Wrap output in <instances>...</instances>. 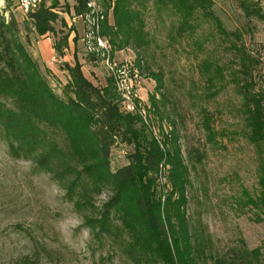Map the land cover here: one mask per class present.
I'll return each mask as SVG.
<instances>
[{"label": "trees", "instance_id": "obj_1", "mask_svg": "<svg viewBox=\"0 0 264 264\" xmlns=\"http://www.w3.org/2000/svg\"><path fill=\"white\" fill-rule=\"evenodd\" d=\"M234 1L246 18L264 20L258 1ZM7 5L0 6V141L10 157L30 162L33 173L47 174L63 190V199L81 217L90 240L101 248L110 243L130 264H264L261 247L250 248L242 238L222 247L202 217L190 215L188 194L193 184L181 149V119L167 105L170 98L162 71L152 70L142 54L151 43L144 19L149 7L159 17L167 14L172 19L170 42L188 38L200 50L204 27L211 30L208 38L228 59L221 61L212 53L201 59L197 70L204 94L198 98L213 99L228 84L239 95L244 134L259 155L258 193L252 196L243 189V204L254 208L260 219L259 214H264V90L255 80L259 59L244 43L243 30L223 23L214 0H114L111 16L103 15L100 32L113 53L134 49L131 71L138 72L139 80L149 75L155 82L146 101L133 98L143 114L124 109L109 75L104 85L95 84L75 53L74 62L60 61L70 79L61 94L56 93L49 78L53 74L29 53V37L21 34L19 21ZM51 7L70 10L71 4L52 0L50 6L27 14L38 35L55 29L58 14ZM101 7L109 11L111 0L102 1ZM73 8L81 12L84 0H77ZM69 32L53 43L56 56L63 58ZM197 114L204 141L220 146L210 111L201 105ZM119 144L132 150L128 162L113 169L110 154ZM187 154L200 163L205 153L191 148ZM101 196L104 199L98 203Z\"/></svg>", "mask_w": 264, "mask_h": 264}, {"label": "rangeland", "instance_id": "obj_2", "mask_svg": "<svg viewBox=\"0 0 264 264\" xmlns=\"http://www.w3.org/2000/svg\"><path fill=\"white\" fill-rule=\"evenodd\" d=\"M255 1L264 12V0ZM214 2L217 14L229 29L243 30L244 43L259 59L255 69L256 86L264 90V20L246 18L234 0ZM7 8L19 21L21 34L29 37V53L42 69L51 71V86L61 94L64 84L70 79L68 71L63 69V62L52 61L49 57L43 60L41 51L45 44L38 42L48 38L47 42L53 47L60 35L69 31L64 18L57 13L54 31L38 35L24 13L10 3ZM61 9L66 11V8ZM144 19L151 43L148 54L142 52L143 57L152 70L162 71L164 91L170 98L167 105L173 107V111L179 114L178 119L182 120L178 123L181 149L193 184L188 194L190 215H200L222 247L234 245L242 238L248 247L259 246L264 250V214L260 213V219H256L257 211L243 204V189L252 196L258 193L259 155L244 134L240 97L233 85L228 84L213 99L204 102L198 98L204 94L198 63L208 53L221 61L228 57L208 38L211 36L207 32L211 30L207 26L201 30L204 45L196 50L188 38L170 42L168 31L172 19L169 15L159 17L149 7ZM247 25L250 27L248 32L244 29ZM76 45L75 49L82 54L77 60L82 63L83 71L95 84L104 85L107 73L103 63L91 60L83 52L80 42ZM115 53H118L120 62H124L130 59V55L134 56L135 51L129 47ZM66 60L74 62L70 55ZM138 83H134V92L146 101L154 91L155 82L149 75H144V80ZM201 105L210 111L220 133L216 138L221 144L218 147L204 141L197 114ZM191 148L204 151L200 163L189 159L187 151ZM6 149L0 141V264H130L110 243L97 247L90 240L88 230L82 226L81 217L63 199V190L47 174L33 173L30 162L10 157ZM131 150L126 145L113 147L111 167L114 169L126 164ZM102 199L104 196L98 203Z\"/></svg>", "mask_w": 264, "mask_h": 264}, {"label": "built area", "instance_id": "obj_3", "mask_svg": "<svg viewBox=\"0 0 264 264\" xmlns=\"http://www.w3.org/2000/svg\"><path fill=\"white\" fill-rule=\"evenodd\" d=\"M71 4L70 10L60 11L54 7L49 8L55 13H60L66 22V27L69 29V35L71 34L72 39L77 36V41L80 42L83 52L85 54H91L99 58L103 63L107 75H109L114 83L115 89L118 92L124 109H136V112L144 113L143 108H134L133 98H140L141 103L143 102L142 96L136 95L134 92V82L131 78V84L133 86V93H125L123 88L124 78H130L129 76V58L127 62H120L118 53H113L111 44L108 38L101 34V29H94V47L86 46V28L94 27V21L90 20V14L107 15V18L111 16L113 1L111 0V7L109 11H102V1L104 0H84V8L81 12L75 13L74 5L77 0H64ZM4 7L7 3H10L12 7L20 10L25 15L36 11L41 6H50L49 0H3ZM56 61H61L60 56L55 55Z\"/></svg>", "mask_w": 264, "mask_h": 264}, {"label": "bare ground", "instance_id": "obj_4", "mask_svg": "<svg viewBox=\"0 0 264 264\" xmlns=\"http://www.w3.org/2000/svg\"><path fill=\"white\" fill-rule=\"evenodd\" d=\"M3 0H0V6L3 7V3H2ZM103 15H98L97 14H90V20L89 21H94V27H87L86 28V44L89 46L88 47H94V29H100L99 28V25H100V21L102 19ZM124 62H127L124 61ZM130 64V62H129ZM129 76H130V79H134V83H138L140 82L139 80V75H138V72L136 70H132L129 68ZM139 84V83H138ZM125 93H133V86L131 85V83L129 82V78H124V81H123V88ZM133 102V106L135 108V105H134V101ZM134 109H129V111H133Z\"/></svg>", "mask_w": 264, "mask_h": 264}, {"label": "crops", "instance_id": "obj_5", "mask_svg": "<svg viewBox=\"0 0 264 264\" xmlns=\"http://www.w3.org/2000/svg\"><path fill=\"white\" fill-rule=\"evenodd\" d=\"M47 41H48V38L38 42L39 44L40 43L45 44L44 49H42V51H41L42 55H43L42 58H43V60H46L49 57V58H51L52 61L57 62L55 60V55H56L55 50L52 47V45L50 43H48ZM77 42L78 41L74 42V40L72 39L71 34L68 36V44H67V47L64 50V52L66 51V54H64L63 58L61 57V60L67 59L68 55H70L72 58H74V53H75L76 57H78V58L81 57L82 54H80V52L77 49H75V48H77V45H76ZM46 45L48 47H46ZM58 62H60V61H58Z\"/></svg>", "mask_w": 264, "mask_h": 264}]
</instances>
